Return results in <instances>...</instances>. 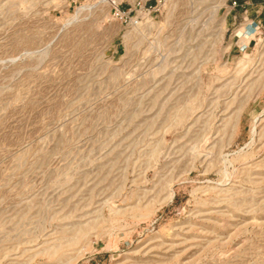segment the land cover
Returning a JSON list of instances; mask_svg holds the SVG:
<instances>
[{"label":"rangeland","instance_id":"rangeland-1","mask_svg":"<svg viewBox=\"0 0 264 264\" xmlns=\"http://www.w3.org/2000/svg\"><path fill=\"white\" fill-rule=\"evenodd\" d=\"M137 2L0 0V264H264V9Z\"/></svg>","mask_w":264,"mask_h":264},{"label":"built area","instance_id":"built-area-1","mask_svg":"<svg viewBox=\"0 0 264 264\" xmlns=\"http://www.w3.org/2000/svg\"><path fill=\"white\" fill-rule=\"evenodd\" d=\"M136 6L139 10H141L140 13H143L145 10H147L145 8L146 0H144L142 4L137 2ZM226 7L228 9L227 15L232 13L231 17L233 22L236 21L238 14L240 13V17L246 25H249L254 31L260 32L262 29L261 16L264 9V4L262 2H258L257 0H226ZM134 11L135 10L129 9L125 12L116 6L114 8L113 17L126 25H133L138 23L137 19H131V17H129L130 13Z\"/></svg>","mask_w":264,"mask_h":264},{"label":"bare ground","instance_id":"bare-ground-1","mask_svg":"<svg viewBox=\"0 0 264 264\" xmlns=\"http://www.w3.org/2000/svg\"><path fill=\"white\" fill-rule=\"evenodd\" d=\"M217 1V0H216ZM218 4H215L211 7V16H215L216 13L218 12ZM134 26L138 25V23L133 24ZM138 27V26H137ZM186 110V109H185Z\"/></svg>","mask_w":264,"mask_h":264}]
</instances>
